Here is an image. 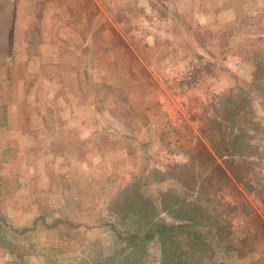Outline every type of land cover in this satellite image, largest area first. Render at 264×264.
Masks as SVG:
<instances>
[{"label": "rangeland", "instance_id": "obj_1", "mask_svg": "<svg viewBox=\"0 0 264 264\" xmlns=\"http://www.w3.org/2000/svg\"><path fill=\"white\" fill-rule=\"evenodd\" d=\"M0 264H264V0H0Z\"/></svg>", "mask_w": 264, "mask_h": 264}, {"label": "trees", "instance_id": "obj_2", "mask_svg": "<svg viewBox=\"0 0 264 264\" xmlns=\"http://www.w3.org/2000/svg\"><path fill=\"white\" fill-rule=\"evenodd\" d=\"M162 226V228L160 227V229L162 230V232H163V228L165 229V225H161Z\"/></svg>", "mask_w": 264, "mask_h": 264}]
</instances>
